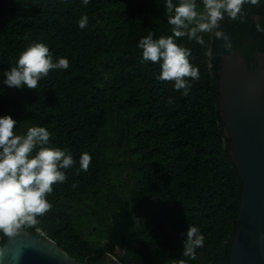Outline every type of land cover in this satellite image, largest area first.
Returning a JSON list of instances; mask_svg holds the SVG:
<instances>
[{"label":"trees","instance_id":"obj_1","mask_svg":"<svg viewBox=\"0 0 264 264\" xmlns=\"http://www.w3.org/2000/svg\"><path fill=\"white\" fill-rule=\"evenodd\" d=\"M175 3V0H173ZM245 18L219 22L228 46L212 33L204 45L175 37L189 48L199 78L186 96L160 81L158 62H141L138 39L171 35L164 0H0V73L15 66L30 43H45L66 69L49 70L35 89L0 84V114L19 125H42L49 145L78 162L46 194L51 208L33 234L53 239L80 262L118 249L123 264H230L243 181L231 158L219 97L220 61L234 49L248 65L264 53V7L244 4ZM202 5L197 0V11ZM88 17L84 29L77 27ZM171 98V102H169ZM73 185H75L73 187ZM189 224L204 234L195 258L180 255ZM41 229L40 232L35 231ZM7 237L0 236V247Z\"/></svg>","mask_w":264,"mask_h":264},{"label":"clouds","instance_id":"obj_2","mask_svg":"<svg viewBox=\"0 0 264 264\" xmlns=\"http://www.w3.org/2000/svg\"><path fill=\"white\" fill-rule=\"evenodd\" d=\"M89 0H80L87 5ZM168 15L167 24L171 25V35L153 38L152 31L138 39L136 47L141 50V62H158L159 73L156 79L172 81V88L180 90L182 96L189 92L190 81L199 78L198 67L189 62L190 49L178 43L175 37H187L204 45L200 33H212L217 39L225 41L227 35L220 29L219 22L227 17L230 20L245 18L244 4L264 7V0H199L202 10L197 11V0H164ZM88 17L81 15L77 27L84 29ZM258 32H264L260 22L255 24ZM67 57L58 56L53 60L49 47L40 41L32 42L19 52L15 66L0 73V84L17 89H35L38 81L49 70L66 69ZM3 89L0 88V94ZM171 102V98H169ZM14 125H19L10 114H0V236L13 239L30 226L38 222L51 208L46 194L53 191L52 185L64 182L65 169L78 162V171H87L91 156L81 152L78 161L66 149L48 146L50 132L42 125L27 127L21 135ZM75 185H73L74 187ZM40 232L41 229L36 228ZM182 249L180 255L195 258L196 249L204 246V234L194 225L189 224L181 234ZM4 248H0V264H3ZM19 256L12 260L17 264ZM176 264H186L177 259Z\"/></svg>","mask_w":264,"mask_h":264},{"label":"water","instance_id":"obj_3","mask_svg":"<svg viewBox=\"0 0 264 264\" xmlns=\"http://www.w3.org/2000/svg\"><path fill=\"white\" fill-rule=\"evenodd\" d=\"M232 42L218 69L224 132L243 181L230 264H264V53L256 49L249 66ZM0 248L3 264L16 256L17 264H123L112 252L96 262L77 261L53 239L26 229Z\"/></svg>","mask_w":264,"mask_h":264},{"label":"rangeland","instance_id":"obj_4","mask_svg":"<svg viewBox=\"0 0 264 264\" xmlns=\"http://www.w3.org/2000/svg\"><path fill=\"white\" fill-rule=\"evenodd\" d=\"M113 254H115L117 257L120 256V252H119L118 249H115L114 252H113Z\"/></svg>","mask_w":264,"mask_h":264}]
</instances>
